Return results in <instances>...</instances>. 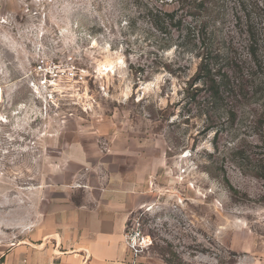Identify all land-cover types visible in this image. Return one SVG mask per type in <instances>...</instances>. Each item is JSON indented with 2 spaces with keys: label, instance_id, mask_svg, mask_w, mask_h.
Masks as SVG:
<instances>
[{
  "label": "rangeland",
  "instance_id": "obj_1",
  "mask_svg": "<svg viewBox=\"0 0 264 264\" xmlns=\"http://www.w3.org/2000/svg\"><path fill=\"white\" fill-rule=\"evenodd\" d=\"M241 2L261 27L264 0L178 10L180 27L162 31L150 12L175 9L172 0H0L7 242L17 214L37 209L45 191L79 200L111 184L145 193L127 228L138 219L146 255L167 264L264 257V43L254 62L235 16ZM201 30L203 43L193 40ZM210 51L213 72L241 81L245 98L212 96L213 80L197 75Z\"/></svg>",
  "mask_w": 264,
  "mask_h": 264
},
{
  "label": "crops",
  "instance_id": "obj_2",
  "mask_svg": "<svg viewBox=\"0 0 264 264\" xmlns=\"http://www.w3.org/2000/svg\"><path fill=\"white\" fill-rule=\"evenodd\" d=\"M84 192L76 200L45 191L37 209L28 205L8 227L10 242L0 220V264H130L126 226L145 193L111 184ZM135 262L167 264L145 253ZM234 264H264V257L244 253Z\"/></svg>",
  "mask_w": 264,
  "mask_h": 264
},
{
  "label": "trees",
  "instance_id": "obj_3",
  "mask_svg": "<svg viewBox=\"0 0 264 264\" xmlns=\"http://www.w3.org/2000/svg\"><path fill=\"white\" fill-rule=\"evenodd\" d=\"M173 2H176L179 4L175 9H169V10H162V11H156V12H150V22L154 27L159 30H165V26H173L176 28H179L182 24V21L184 20L182 17V14L180 16H177V11L181 10L182 12H186L187 14H199V13H211L212 10L217 6L220 8L217 4V0H172ZM236 9V18L238 20V24H243L246 39L248 40L249 47H248V54L257 63L260 62L257 52L259 50V46L261 45L260 42L264 43V35H262V32H264V23L262 26H256V23L249 17V9L248 5L241 2L238 3V8L234 7ZM219 10L215 9L213 12L218 14ZM262 13L264 14V7L261 8ZM239 14V15H238ZM244 21V23L241 22ZM240 22V23H239ZM204 25V24H203ZM202 34L199 33V35H193V40H198L199 36L202 35V43L204 42V35L203 30H201ZM196 36V37H195ZM203 54V53H202ZM217 59V55H215L212 51L206 53V56L201 57V61L199 63V68L197 71V75L203 77L205 82L208 79L213 80L215 83V88L212 89V96L216 98H221V93H225L226 96H229L231 98L237 99L236 97H242L245 98L247 91H245V87L241 84V81L238 83H235L233 80H231V77L227 74V72L222 71L219 68V71L214 73V67H213V61ZM232 62V64H230ZM227 64H230V69L233 70L234 68H239L236 64L235 60L228 61ZM235 70V69H234ZM235 74L239 73V70L236 69ZM217 76V77H215ZM216 78H219V81H215ZM242 78V76L240 77ZM244 79V78H242ZM239 157H243L244 155H238Z\"/></svg>",
  "mask_w": 264,
  "mask_h": 264
},
{
  "label": "built area",
  "instance_id": "obj_4",
  "mask_svg": "<svg viewBox=\"0 0 264 264\" xmlns=\"http://www.w3.org/2000/svg\"><path fill=\"white\" fill-rule=\"evenodd\" d=\"M125 241L133 257L130 264H136L135 259L143 254L151 244L150 236L140 230L138 219L133 220L128 228L126 226Z\"/></svg>",
  "mask_w": 264,
  "mask_h": 264
}]
</instances>
